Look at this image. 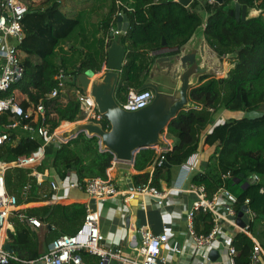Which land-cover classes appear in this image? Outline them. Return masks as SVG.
Masks as SVG:
<instances>
[{
	"label": "trees",
	"instance_id": "trees-1",
	"mask_svg": "<svg viewBox=\"0 0 264 264\" xmlns=\"http://www.w3.org/2000/svg\"><path fill=\"white\" fill-rule=\"evenodd\" d=\"M31 1L26 0L22 20L24 38L17 46L24 74L6 93L0 94V98L18 92L27 98L21 102L23 109L41 100L50 131L61 123L76 122L80 114L73 95H69L66 104L61 102V95L47 98L56 88L54 77L63 72L67 77V89L71 91L77 89L73 78L85 72L96 74L101 71L107 59V47L112 41L111 29L116 30L118 12L128 19L126 32L114 37L126 51L115 91L119 103L125 100L130 89L137 90L142 84L151 64L150 54L162 47V40L169 48L183 45L202 24L200 12H204L208 18L204 41L218 55L227 57L228 77L205 76L189 91L187 97L192 107L180 111L164 132L167 139L173 140L170 151L164 154V162L170 167L155 166L151 176L138 174L132 181L135 186L146 184L159 191L167 190L171 185L172 168L181 166L201 146L213 147L207 165L192 178V183L203 186L208 196L221 188L226 190L236 199L233 206L236 213L248 200L247 206L256 214V219L264 221V0H236L247 10L258 11L256 16L248 15L244 21H237L225 11L227 5L233 9L232 0H223L221 5L211 4L209 0H193L188 7L175 0H75L81 8L73 15L61 9V1L40 0L38 6H32ZM92 18L98 21L93 23ZM106 40L109 43L106 44ZM220 110L258 114L214 124L213 114ZM13 121L14 118L7 113L2 116L3 123ZM101 124L104 130L108 129L105 120ZM41 143L36 136L31 138L24 132H13L10 141L0 145V162H14L18 157L34 152ZM44 152V160L35 168L37 172L53 170L60 180L73 172L82 188L86 180L105 179L106 170L114 158L110 152L100 150L97 137L89 138L84 134H78L57 147L54 143L49 144ZM155 156L152 148L140 150L134 157V169L143 171L152 164ZM30 172L18 168H8L4 172L6 192L16 197L18 205L52 198V190L48 188L50 183L46 181L37 186L34 179L27 177ZM226 173L230 177L222 180ZM28 183L31 188L23 197L21 190ZM19 214L34 217L50 228L55 227L58 231L47 239V243H52L62 235L77 232L84 220L85 207L81 204L42 206L13 213L9 223L14 233L8 238L12 255L28 262L40 258L44 247L31 226L19 220ZM210 216L200 211L195 213L193 229L196 235L209 234L212 228ZM199 225L203 230H198ZM247 232L259 240L264 249V241L257 238L253 222ZM232 246L236 251L235 264H249L253 246L251 238L237 232ZM80 256L83 262L99 264L98 258L85 252H80ZM8 264L22 263L10 261Z\"/></svg>",
	"mask_w": 264,
	"mask_h": 264
},
{
	"label": "built area",
	"instance_id": "built-area-1",
	"mask_svg": "<svg viewBox=\"0 0 264 264\" xmlns=\"http://www.w3.org/2000/svg\"><path fill=\"white\" fill-rule=\"evenodd\" d=\"M233 4L236 0H232ZM209 3H215L214 0H209ZM26 13L25 0H0V94L6 93L9 88L20 81L24 74V69L19 61V52L17 46L21 44L24 38L22 20ZM118 16H123L118 12ZM112 38L120 35V31L111 29ZM106 40L105 43H109ZM151 61L153 60L150 54ZM105 67V63L103 65ZM104 71L101 70L98 74ZM56 88H54L47 98H57L59 95H73L79 104L80 123L92 121L101 123L103 117L96 111L95 104L88 92H82L79 88L69 91L66 86L67 77L63 72H59L55 77ZM153 99L151 90L138 92L135 89H130L123 102H118L119 106L125 111H136L149 105ZM62 100V98H61ZM65 101L62 100V103ZM7 113L14 118L13 122L3 123L2 116ZM31 124L37 126L32 127ZM63 127L59 125L54 130H49L46 124V113L39 100L37 104H31L28 108L23 109L21 102L13 95L0 98V145L10 141V136L13 132H24L29 136L38 137L42 143L31 154L18 157L14 162H0V264H8L10 261L20 262L22 264H84L80 256V252H85L96 256L99 259V264H108L110 260H117L120 264H172L167 261L164 252L169 246L168 227L164 226L162 234H154L148 226H140L137 230L139 242L136 255L133 257L124 256L122 251L113 249H104V237L99 229V212L91 209V205L103 204L109 199L120 198L127 203L136 197H150L155 199V206L160 211L166 205L170 193L174 196L184 192L181 186L175 185L171 189L159 191L155 187L142 184L137 185L128 192L118 191L115 183L110 179L109 173L117 164V160L113 158L109 167L106 170L107 177L105 179L96 177L86 180L82 188L88 198L85 205V216L81 227L74 235H62L49 244L47 252L40 258L24 262L18 260L12 254H8L4 250V245L10 233H14L9 224L10 216L20 211V205L14 195H9L6 192L4 172L8 168H18L31 170L27 175L28 178L34 179L37 186H41L44 174L35 170L45 158V147L49 144H60L64 141L61 139V131ZM166 145L158 151V156L154 161L153 167L160 166L164 162V154L170 151L167 142L166 133L164 134ZM19 135L16 136V140ZM198 153L192 154L178 170L180 174L192 175L198 172ZM194 177V176H193ZM230 177L229 173L222 175V180ZM192 182V181H191ZM52 189L56 190V184L50 182ZM71 188L77 187L74 184ZM31 188V185L26 184L21 195L26 196ZM262 191V190H261ZM259 191V192H261ZM188 192L196 194V200L193 202L191 209L186 215L188 222V232L192 239L195 251L200 259H196L194 254L187 256L188 264H207L209 262L208 254L212 250H217L221 247L224 251L227 264H235L236 251L232 246L233 235L227 228L223 227L224 223H233L237 213L233 206L236 199L233 198L223 188L219 189L212 196L206 194L203 186H196L190 183ZM179 201V200H178ZM179 206H180V202ZM248 200H245L243 205L247 208L246 214L250 221L256 219V214L248 208ZM210 214L212 217V228L207 235H196L193 229V219L196 212ZM167 216L169 213L167 212ZM174 214V213H173ZM165 216V215H164ZM18 218L21 222H26L29 226L39 228L40 222L33 217H26L19 214ZM238 232H243L250 236L247 232L248 227L240 229L236 227ZM227 232L229 234H227ZM253 242L252 252L249 264H264V250L261 245L252 237ZM176 255L183 254L182 251L174 249Z\"/></svg>",
	"mask_w": 264,
	"mask_h": 264
},
{
	"label": "water",
	"instance_id": "water-1",
	"mask_svg": "<svg viewBox=\"0 0 264 264\" xmlns=\"http://www.w3.org/2000/svg\"><path fill=\"white\" fill-rule=\"evenodd\" d=\"M175 1L183 7H188L193 0ZM214 1L218 5L223 3V0ZM224 9L237 21H244L248 16L247 8L238 3L234 4L232 10L228 5ZM202 18V24L194 30L186 43L169 48L163 39L162 47L152 53L153 60L137 91L151 90L153 99L149 105L136 111L123 110L115 99L126 51L119 40L112 38L106 52L104 71L96 76L92 72H85L73 78L77 88L89 93L96 111L107 122L108 129L104 130L101 123L92 121L75 123L61 133V139L68 141L78 134L89 138L97 137L100 150L110 152L118 162L125 164H131L140 150L165 146L164 132L169 123L180 111L192 107L187 97L189 91L205 76L217 79L228 77L227 72H223L226 56H219L204 41L208 18ZM116 22V29L124 34L128 28L127 16H118ZM163 165L170 167L166 162H163ZM91 209L96 210L94 204ZM246 210L243 206L237 215L232 217L240 229L250 226ZM4 250L12 254L9 244L4 245ZM208 257L210 262L220 261L216 250L210 251Z\"/></svg>",
	"mask_w": 264,
	"mask_h": 264
},
{
	"label": "crops",
	"instance_id": "crops-1",
	"mask_svg": "<svg viewBox=\"0 0 264 264\" xmlns=\"http://www.w3.org/2000/svg\"><path fill=\"white\" fill-rule=\"evenodd\" d=\"M57 1V0H56ZM61 1L60 6L61 9L66 11L68 15H73L77 13L81 5L75 0H59ZM58 1V2H59ZM26 2V0H25ZM40 0H32V6H38ZM258 11L248 9L249 17L256 16ZM207 16V15H206ZM98 19L92 18V22L96 23ZM117 27V25H116ZM117 30V29H116ZM117 39V38H114ZM118 40V39H117ZM109 47V46H108ZM107 47V49H108ZM104 65V64H103ZM102 65L101 70H103L104 66ZM95 76L98 73L94 74ZM14 96L17 97L19 102L23 100H27L26 96L15 92ZM69 95L62 96V100L66 104ZM61 100V102H62ZM232 113L220 110L213 114L214 124H218L221 120L226 121L231 119ZM79 119V116H78ZM224 119V120H223ZM220 122V123H222ZM75 123H80V121H76L74 123H61L60 125L63 127L61 133L68 129ZM211 130V127L208 128L207 132ZM60 133V134H61ZM169 147L173 145V140L167 139ZM163 146H156L154 149L156 157L158 156L159 149ZM213 147L201 146L196 153H198V172L193 173L192 175L180 174L179 168H172V179L171 185L168 188L181 186L184 192L180 193L178 196H174L173 192H171L169 199L160 211L155 206V199L150 197H136L135 199L124 203V201L120 198L109 199L103 204L96 205V209L99 212V229L101 234L104 237V249H113L122 251L124 256L133 257L136 255L135 250L137 249L139 236L137 230L140 226H148L149 229L154 234H162L164 231V226L168 227V236H169V246L164 252V256L167 258V261L172 264H188L187 256L194 254L196 259H200L197 255L193 242L189 232H188V222L185 218L193 202L197 199L196 194L188 192V186L192 183L193 176L202 172V168L207 165L210 155L213 152ZM136 155V154H135ZM148 167H146L143 171L137 172L134 169L133 162L131 164H125L121 162H117L115 167L110 171L109 176L110 179L115 183L118 191L120 192H128L131 191L132 188L135 187L133 184L132 178L138 174H147V176H151L154 167V161ZM134 161V160H133ZM6 171V170H5ZM43 176V182L48 181L56 184V190L52 189L49 185L48 188L52 190V198L50 200H45L40 203H32V204H23L20 205V210H25L28 208L42 207V206H55V205H63L69 206L72 204H81L85 207L86 202H88V198L82 190V187L79 186L77 182L76 175L73 172L68 173V176L64 180H60L57 174L53 170L46 171ZM107 177V175H106ZM74 184L77 187L71 188L70 185ZM24 197V196H23ZM179 200V201H178ZM180 202V206L179 203ZM86 212V210H85ZM167 212L169 216H167ZM174 213V214H173ZM165 215V216H164ZM34 218V217H33ZM36 219V218H35ZM39 221V220H38ZM253 222L255 234L257 238H260L261 241H264V221L256 219ZM10 224V223H9ZM11 225V224H10ZM223 227L227 228L228 231L235 236V233L238 232V227L234 221L233 223H224ZM11 229L14 232V228L11 225ZM31 229L37 234V238L39 239L42 248L41 255H44L47 252V248L49 243H47L48 237H50L54 232L58 231L55 227L46 226L43 223H40L39 228L31 227ZM199 231L203 230L202 226L199 225ZM13 234V233H10ZM227 234H229L227 232ZM249 237H252L251 235ZM9 238V236H8ZM7 238L6 244H9V239ZM254 239V238H253ZM256 242L260 244V241L254 239ZM10 245V244H9ZM262 247V246H261ZM174 249L180 250L183 252L181 255H176L174 253ZM264 250V249H263ZM218 255L220 258L219 262H207V264H227L226 257L224 251L221 250V247L218 248ZM89 256L95 257L88 253H85ZM84 264H93L90 262H84ZM108 264H120L117 260H110Z\"/></svg>",
	"mask_w": 264,
	"mask_h": 264
},
{
	"label": "rangeland",
	"instance_id": "rangeland-1",
	"mask_svg": "<svg viewBox=\"0 0 264 264\" xmlns=\"http://www.w3.org/2000/svg\"><path fill=\"white\" fill-rule=\"evenodd\" d=\"M200 16H201V19H203L202 17L206 16V14L204 12H200ZM228 68H229V65L227 64V57H226L225 60L223 61V72H226L228 70ZM257 114H258V112H252L251 114H249V113H232L231 117L232 118H240L242 116L255 117V115H257ZM220 122H222V120Z\"/></svg>",
	"mask_w": 264,
	"mask_h": 264
}]
</instances>
